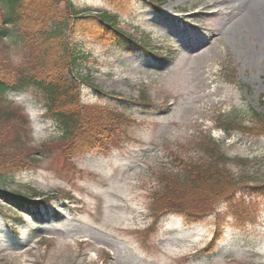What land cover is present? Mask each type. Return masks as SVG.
<instances>
[{
    "label": "rangeland",
    "instance_id": "374dc122",
    "mask_svg": "<svg viewBox=\"0 0 264 264\" xmlns=\"http://www.w3.org/2000/svg\"><path fill=\"white\" fill-rule=\"evenodd\" d=\"M122 1L121 30L149 39L158 51L164 47L167 60L85 39L82 25L93 20L84 18L118 2L72 0L85 11L72 32L86 51L75 74L87 83L79 84L80 101L119 114L101 148H89L91 139L76 134L68 156L70 140L47 115L39 92L4 97L28 119L22 152L35 155L4 187L38 193L32 200L43 207V222L0 196V264H264L262 195L236 194L215 213L190 220L152 213L159 177L205 161L208 144L218 145L217 157H226L232 175L264 182L261 40L249 30L232 33L235 18L212 0H160L159 14L145 0ZM0 57L10 70L33 68L22 44L4 41ZM223 120L243 126L224 133Z\"/></svg>",
    "mask_w": 264,
    "mask_h": 264
},
{
    "label": "trees",
    "instance_id": "16d2710c",
    "mask_svg": "<svg viewBox=\"0 0 264 264\" xmlns=\"http://www.w3.org/2000/svg\"><path fill=\"white\" fill-rule=\"evenodd\" d=\"M110 1L118 2L116 9L84 18L81 14L85 11L75 7L72 0H0V48L6 40L22 44L34 59L33 68L10 70L0 57V196L33 213L34 217L38 215L40 204L32 198L38 193L29 196L7 191L4 187L13 175L29 169L35 156L32 152H22L28 139L29 121L7 106L4 97L10 92L31 89L39 92L47 115L61 128V136L70 140L66 148L68 156L74 150L76 134L91 139L89 148H95V145L101 148L100 144L108 138L106 135L119 114L82 105L80 101L79 84L87 83L75 74L86 51L85 43L77 39L79 36H72L76 21L93 20L90 25H82L85 39L97 43L115 42L132 50L140 48L144 53L151 52L149 39L139 41L121 30L117 12L125 1ZM145 1L156 10L163 4L160 0ZM153 55L158 54L153 52ZM92 88L99 95L105 94L94 86ZM260 122L264 127V121ZM219 126L224 133H230L243 123L223 120ZM250 131L258 132L256 129ZM217 149L218 145L208 144L204 151L205 161L184 164L181 169L170 172L171 175L159 177L161 190L152 197L155 217L180 214L190 220L215 213L219 204L230 202L236 194L248 191L253 196H264V182L249 180L250 177L245 175H232L226 169V157L221 155L223 160L217 157Z\"/></svg>",
    "mask_w": 264,
    "mask_h": 264
},
{
    "label": "bare ground",
    "instance_id": "6f19581e",
    "mask_svg": "<svg viewBox=\"0 0 264 264\" xmlns=\"http://www.w3.org/2000/svg\"><path fill=\"white\" fill-rule=\"evenodd\" d=\"M212 2V6L225 4L227 12L223 15L235 18L232 33L249 30L261 40L264 52V0H212Z\"/></svg>",
    "mask_w": 264,
    "mask_h": 264
}]
</instances>
